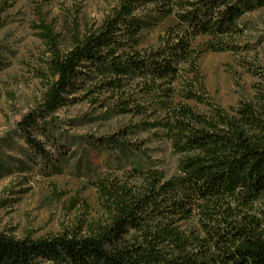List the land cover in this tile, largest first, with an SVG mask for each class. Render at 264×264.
<instances>
[{"label":"trees","instance_id":"1","mask_svg":"<svg viewBox=\"0 0 264 264\" xmlns=\"http://www.w3.org/2000/svg\"><path fill=\"white\" fill-rule=\"evenodd\" d=\"M260 10L264 0H115L99 23L73 18L65 47L36 24L41 94L18 122L31 146L28 127L82 91L158 145L123 149L128 172L97 175L96 211L62 232H0V264H264V95L221 106L199 67L236 49L242 18ZM7 168L0 157V177Z\"/></svg>","mask_w":264,"mask_h":264},{"label":"rangeland","instance_id":"2","mask_svg":"<svg viewBox=\"0 0 264 264\" xmlns=\"http://www.w3.org/2000/svg\"><path fill=\"white\" fill-rule=\"evenodd\" d=\"M9 3L0 9V157L8 167L0 177V232L35 238L60 233L94 214L97 175L122 177L130 167L123 149L149 148L153 154L158 143L139 131L136 119L102 114L105 108L80 98L82 91L28 127L27 135L37 143L31 146L18 122L41 94L37 74L43 46L36 24H53L65 47L73 18L99 23L115 0ZM240 26L232 41L236 49L206 52L199 61L207 94L224 107L264 95V10L248 13ZM53 165L61 171L53 172Z\"/></svg>","mask_w":264,"mask_h":264}]
</instances>
